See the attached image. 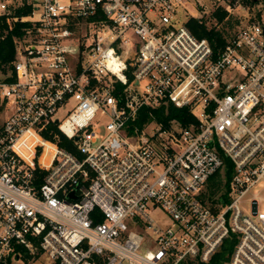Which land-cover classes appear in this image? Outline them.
<instances>
[{"label":"built area","instance_id":"1","mask_svg":"<svg viewBox=\"0 0 264 264\" xmlns=\"http://www.w3.org/2000/svg\"><path fill=\"white\" fill-rule=\"evenodd\" d=\"M251 2L0 0V264L206 263L232 235L223 264H264V0L253 15ZM191 19L239 25L213 49ZM162 106L192 121L139 115Z\"/></svg>","mask_w":264,"mask_h":264},{"label":"trees","instance_id":"2","mask_svg":"<svg viewBox=\"0 0 264 264\" xmlns=\"http://www.w3.org/2000/svg\"><path fill=\"white\" fill-rule=\"evenodd\" d=\"M255 3L254 0L251 2V9L249 11L250 15L255 14ZM259 13V12H258ZM224 17L223 13H219L217 16L218 22H221ZM239 25V21H229L222 25L221 30H215V28H208L203 24H198L196 20L191 19L187 27L191 31V33L196 36L198 39L205 38L210 43L211 47L213 49L222 47L225 43V40L222 36V31L227 29H233L236 26ZM11 46V42H9ZM149 112H152L157 119V121H167V120H173L176 119L179 122H181L183 125L189 124L191 120V116L187 113L186 110L183 109H176L173 106H162L158 108L157 110H149L147 108L141 109L139 115L142 117V119H147L149 117ZM50 140H52L51 137H46ZM65 139L61 137L60 140V146H64ZM69 143V142H68ZM67 149L71 150V144H67ZM229 162L226 163V169L223 171V173H217L214 176H212L206 186V200L208 203L213 204L215 202V198L222 194V192H225L227 190L231 169H230ZM223 200L226 202L223 195H221ZM236 239L235 236L232 235L228 238H226L219 249L216 251L215 254L210 258V260L206 263H196V264H223L225 260H227L233 251V247L235 245ZM188 264H195V263H188Z\"/></svg>","mask_w":264,"mask_h":264},{"label":"rangeland","instance_id":"3","mask_svg":"<svg viewBox=\"0 0 264 264\" xmlns=\"http://www.w3.org/2000/svg\"><path fill=\"white\" fill-rule=\"evenodd\" d=\"M3 118H4V115L0 114V123L2 122ZM97 118H98V123H95L93 128L98 130L101 133L100 138H99V141H100L106 136L105 125L107 123V119L100 115H98ZM243 211L248 213L249 212L248 207L245 206L243 208ZM147 214L152 218L154 223H156L161 229H166L171 224L170 218L167 216V214L163 210L159 208L157 209L150 208L148 209ZM148 234L150 236H153L151 232H148ZM43 261H47V259L45 257H43V259L42 258H35V259L27 258L24 261L23 260L13 261L12 264H44Z\"/></svg>","mask_w":264,"mask_h":264}]
</instances>
